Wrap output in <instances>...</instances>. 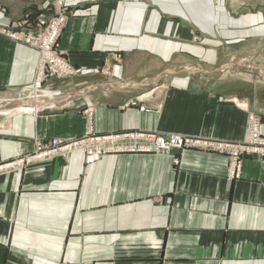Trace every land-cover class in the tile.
Returning <instances> with one entry per match:
<instances>
[{
	"label": "crops",
	"instance_id": "1",
	"mask_svg": "<svg viewBox=\"0 0 264 264\" xmlns=\"http://www.w3.org/2000/svg\"><path fill=\"white\" fill-rule=\"evenodd\" d=\"M51 3L0 0V94L40 74L38 50L4 31ZM66 6L55 48L75 74L36 112L0 120V264H264V154L236 167L226 147L247 140L251 115L264 140V0ZM131 131L212 146L118 141L11 165L52 137Z\"/></svg>",
	"mask_w": 264,
	"mask_h": 264
},
{
	"label": "built area",
	"instance_id": "2",
	"mask_svg": "<svg viewBox=\"0 0 264 264\" xmlns=\"http://www.w3.org/2000/svg\"><path fill=\"white\" fill-rule=\"evenodd\" d=\"M70 11L66 6V0H52L47 17L42 16L37 20V31L26 35L18 31H4L9 38L20 40L24 44L31 46L39 52L40 74L36 81L47 75L57 77H67L75 74V69L70 66L61 53L55 48V41L69 16ZM40 16V17H41ZM256 117L249 118V132L247 140L241 144L226 146L231 151L233 162L238 167L241 162V155L244 153L264 154V140L258 135ZM118 141H127L130 146L123 149L133 151L165 152L171 149H183L187 147H211L212 143L197 137H188L180 134L159 135L141 131L122 132L113 135L95 136L87 134L73 139H63L52 137L48 141L40 144L39 148L30 155H25L12 164L28 162L32 160H42L47 157L56 156L70 151L84 148L90 155H101L116 148Z\"/></svg>",
	"mask_w": 264,
	"mask_h": 264
},
{
	"label": "rangeland",
	"instance_id": "3",
	"mask_svg": "<svg viewBox=\"0 0 264 264\" xmlns=\"http://www.w3.org/2000/svg\"><path fill=\"white\" fill-rule=\"evenodd\" d=\"M69 10V9H68ZM70 11V10H69ZM47 13L48 12H46V13H42V12H39L37 15H36V17H35V19L33 20V22L30 20L29 21V24L28 25H26V24H18V27H15V28H13V30L14 31H19V33L20 34H24V35H26V34H28V33H33V32H36L37 30V24H36V22H37V20H39V18H42V16L41 15H43V16H45V17H47ZM41 16V17H40ZM21 22H24V20L23 19H21L20 20ZM37 27V28H36ZM68 78H70V76H67V77H57V76H49V77H47V75L46 76H44L43 78H41L39 81H36L35 82V84H34V86H32L31 88H29V89H27V90H19V91H13L15 94H12V93H10V94H0V99L1 100H12V99H15V98H20V100L21 101H24L25 103H26V105L27 106H30V109L31 110H29L28 112H25V113H30V112H36L37 110H36V108H35V106H34V104H33V97L31 98V96L33 95V93H35V92H37L38 91V93L40 94V95H42L43 94V91H48V90H50V92L51 93H57V91L56 90H54L56 87H57V85H58V82L60 81H65V80H67ZM58 81V82H57ZM50 86L51 87H54V88H50ZM53 89V90H52ZM16 93H18L17 95H16ZM59 93V92H58ZM147 92H144L143 94H140V96H142L143 97V95H145ZM139 96V94L137 95V96H135L136 97V99H134V101H132V103L131 104H135V103H138L139 101H138V98L140 97ZM147 96L148 95H145V97L147 98ZM149 98V97H148ZM51 99L52 98H49L48 99V101L47 102H45V104L46 103H49V102H51ZM140 99V98H139ZM44 101H45V99H43ZM144 100V99H143ZM37 104H39V103H37ZM53 106H54V104H53ZM32 108H34V109H32ZM2 118H4L3 117V115H0V120L2 119Z\"/></svg>",
	"mask_w": 264,
	"mask_h": 264
},
{
	"label": "bare ground",
	"instance_id": "4",
	"mask_svg": "<svg viewBox=\"0 0 264 264\" xmlns=\"http://www.w3.org/2000/svg\"><path fill=\"white\" fill-rule=\"evenodd\" d=\"M54 95L57 94H53L50 92V90L48 91H43V94L40 95L37 92L33 93V95L31 96V98L33 97V104L36 108V110L38 108H40L39 105H37V103H42V100L45 99V101L43 102H47L49 98H53ZM34 109V108H32ZM30 109V106H27L26 103L24 101H21L20 98H15L12 100H1L0 99V115H12V114H16V113H21V112H28Z\"/></svg>",
	"mask_w": 264,
	"mask_h": 264
},
{
	"label": "water",
	"instance_id": "5",
	"mask_svg": "<svg viewBox=\"0 0 264 264\" xmlns=\"http://www.w3.org/2000/svg\"><path fill=\"white\" fill-rule=\"evenodd\" d=\"M18 93H16V95H17Z\"/></svg>",
	"mask_w": 264,
	"mask_h": 264
}]
</instances>
